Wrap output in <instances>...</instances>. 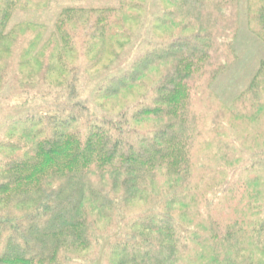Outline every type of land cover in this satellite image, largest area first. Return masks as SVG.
<instances>
[{
  "label": "trees",
  "instance_id": "obj_1",
  "mask_svg": "<svg viewBox=\"0 0 264 264\" xmlns=\"http://www.w3.org/2000/svg\"><path fill=\"white\" fill-rule=\"evenodd\" d=\"M60 1L0 0V95L63 100L0 134V264H264V60L210 125L199 111L237 61L242 1L62 0L47 52L46 30L11 29ZM243 13L264 44V0Z\"/></svg>",
  "mask_w": 264,
  "mask_h": 264
},
{
  "label": "rangeland",
  "instance_id": "obj_2",
  "mask_svg": "<svg viewBox=\"0 0 264 264\" xmlns=\"http://www.w3.org/2000/svg\"><path fill=\"white\" fill-rule=\"evenodd\" d=\"M64 1H66L65 3L70 2L68 4H71V7L72 4L77 5L79 4V2L84 3L83 5L85 6L95 7L104 6L109 0ZM113 1L114 0L109 3H112ZM241 1L242 3H240L242 4L243 8L241 7L239 13L242 12V17L240 18V21L238 20L239 25L237 27L240 30L234 43L237 61L234 62L232 67L227 72H225L221 77L218 78V80L212 87L213 91L210 93V95H208V93H205V95L203 96V101L199 106V111L202 114L208 113L206 121L203 122L207 125L211 124L210 116L217 113L219 106H226L233 103L237 96L243 90H245L251 79L254 77L255 72L257 71L260 64L259 62L264 60V44L260 43L248 31L247 21L245 18V14L243 13L245 11L246 0ZM60 2L62 4H54L48 6L44 10H31L16 13L13 21L11 22V29L15 27L20 28V25H23L27 26L28 29L34 30L35 34L37 35L39 34V31L46 30V35L44 34L45 40L42 41V44L44 43L45 45L39 47V49L37 48V50H39L40 52H47L49 49L47 41L51 37L50 33L52 31L51 28L55 20V16L60 12L62 8L65 7V5H68L63 3L62 0ZM20 30L22 29H18V31ZM99 72L101 74L100 77L108 76L111 73L110 71L104 73L103 70ZM155 72L156 71H153L151 74H149V78H154L155 75L153 74ZM88 80L89 83H91L90 81L92 80V77H89ZM22 86H24V84L19 83L18 85H14L11 88L5 87L2 94L0 95L5 99L4 101L0 102V134L3 133L6 125L9 122L13 121L16 118H20L21 116L23 117V115H25L26 113L33 112L30 111L29 107H31V109H46L48 107L55 106L56 110L63 109V100L60 98L62 94H60L61 89L59 84L46 89L40 88L39 90L34 89L32 86H29L27 88H22ZM54 88L57 89L55 91L59 93L56 96L55 94H52ZM90 91L91 87L87 85L86 87L80 89V95L84 97L88 96ZM121 96L112 98V100L108 104L104 105L105 101L99 102L98 104L105 107L106 110H109L110 108L120 110L123 102H119V99L121 100L122 98H125L124 95ZM126 99H129L128 101L130 102L134 101V98L131 97V95H127Z\"/></svg>",
  "mask_w": 264,
  "mask_h": 264
}]
</instances>
